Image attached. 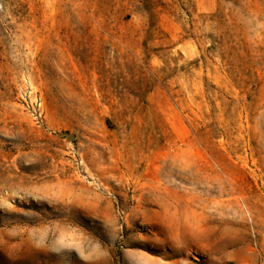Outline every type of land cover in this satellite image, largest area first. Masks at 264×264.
Segmentation results:
<instances>
[{
	"label": "rangeland",
	"instance_id": "374dc122",
	"mask_svg": "<svg viewBox=\"0 0 264 264\" xmlns=\"http://www.w3.org/2000/svg\"><path fill=\"white\" fill-rule=\"evenodd\" d=\"M0 264H264V0H0Z\"/></svg>",
	"mask_w": 264,
	"mask_h": 264
}]
</instances>
